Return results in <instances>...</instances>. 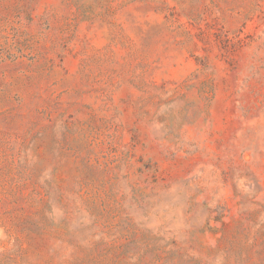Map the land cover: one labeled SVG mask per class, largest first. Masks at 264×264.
Instances as JSON below:
<instances>
[{
	"label": "rangeland",
	"instance_id": "1",
	"mask_svg": "<svg viewBox=\"0 0 264 264\" xmlns=\"http://www.w3.org/2000/svg\"><path fill=\"white\" fill-rule=\"evenodd\" d=\"M0 264H264V0H0Z\"/></svg>",
	"mask_w": 264,
	"mask_h": 264
}]
</instances>
